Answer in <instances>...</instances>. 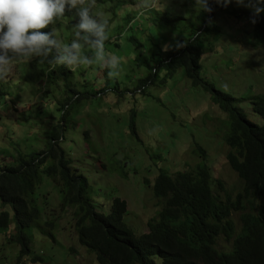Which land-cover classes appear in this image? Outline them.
<instances>
[{
    "label": "rangeland",
    "instance_id": "374dc122",
    "mask_svg": "<svg viewBox=\"0 0 264 264\" xmlns=\"http://www.w3.org/2000/svg\"><path fill=\"white\" fill-rule=\"evenodd\" d=\"M117 1L120 0H95L93 12L109 18L105 49L122 58L121 75L109 79L107 70L98 66L74 71L73 80L85 93L80 99L82 107L75 115L79 127L76 137L83 138L84 130L88 129L91 139L87 151L76 163L90 181V197L97 209L109 212L115 197L126 199L125 220L142 233L162 205L151 189L160 170L171 175L192 171L205 159L214 179L221 182L213 184L215 192L236 198L243 183L226 156L229 147L220 131L223 125L227 129L226 115L211 101L210 95L192 86L182 68L168 78L159 71L156 79L144 82L154 62L163 60L182 38L174 29L182 25L183 19L190 20L192 13L200 11L194 0H156L155 8L143 14L135 9V0L116 9ZM229 4L237 3L233 0ZM130 12L131 24L127 25L124 15ZM156 18L159 20L154 23ZM211 18L223 33L214 43L213 53L201 57V76L230 93L234 103L240 104L253 120L250 93L253 90L254 94H264V47L246 43L241 38V26L235 28L239 23L233 18L221 13ZM78 19L75 13L71 18H58L46 28H55L57 38L70 43L72 26ZM132 34L140 38V46L132 44ZM166 45L170 46L167 50ZM85 52L90 54L87 49ZM35 60L14 62L7 80L0 82V93H5L0 102L8 105L0 109V167L13 164L18 152L28 153L63 115L59 111L63 85L59 92L45 87L46 80L36 72ZM140 62L143 64L139 66ZM102 88L105 92L94 95V91ZM133 114L136 133L131 126ZM45 188L50 203L45 205L44 218H55L56 222L54 227L47 226L45 220L36 224L29 245L33 255L45 256L46 262L33 263V255L23 257L22 262L100 264L95 254L79 242L73 208L61 212L55 188L51 185ZM41 200L44 202L45 198L42 196ZM233 217L240 227L241 212H235ZM17 235L14 222L9 232L0 233V264H19ZM231 244L221 238L218 247L225 249Z\"/></svg>",
    "mask_w": 264,
    "mask_h": 264
},
{
    "label": "trees",
    "instance_id": "16d2710c",
    "mask_svg": "<svg viewBox=\"0 0 264 264\" xmlns=\"http://www.w3.org/2000/svg\"><path fill=\"white\" fill-rule=\"evenodd\" d=\"M133 3L134 0H120L115 8ZM212 6L211 17L221 13L233 18L239 23L234 27L241 26V38L246 43L264 47V11L254 14L244 5L235 10L215 3ZM75 13V9L66 8L63 18H71ZM124 16L130 25L132 12ZM208 16L209 13L200 10L192 13L190 20L183 19L182 25L174 30L182 36L178 41L183 43L186 39L187 44L179 49L172 46L163 60L155 61L144 82L156 79L159 71L168 78L182 68L192 86L210 95L211 101L226 115L227 129L223 125L220 131L229 147L226 154L229 165L242 180V191L236 198L215 192L213 184L221 185V182L214 179L203 159L192 171H178L173 175L159 171L151 189L162 205L142 233L125 220L126 199L115 197L109 212L97 209L90 197V181L76 163L91 141L88 129L84 130L83 138L76 137L79 127L75 115L82 107L80 99L85 93L74 82V71L37 58L36 72L45 78V87L54 92H59L61 85L64 87L59 108L63 115L28 153L18 152L13 164L0 167V233L9 232L14 222L18 231L15 238L20 245L19 264H27L22 258L33 255L29 243L35 225L45 220L47 226L54 227L56 222L55 218H44L45 205L50 203L45 187L50 185L57 191L61 212L73 208L79 242L95 254L100 264H264V94H254L253 90L250 93L255 117L252 120L240 104L234 103L230 93L201 76V57L213 53L214 43L223 33L214 19L208 24ZM139 40L130 35L134 46H140ZM102 92L104 88L93 93ZM3 94L0 93V99ZM7 106V102H0V109ZM135 118L133 114V133H136ZM235 212H241L240 227L233 217ZM221 238L232 242L229 248L218 247ZM32 262H46V258L33 255Z\"/></svg>",
    "mask_w": 264,
    "mask_h": 264
},
{
    "label": "clouds",
    "instance_id": "9594fccd",
    "mask_svg": "<svg viewBox=\"0 0 264 264\" xmlns=\"http://www.w3.org/2000/svg\"><path fill=\"white\" fill-rule=\"evenodd\" d=\"M194 0L198 10L209 13L208 24H212V3L237 9L244 5L254 14L264 11V0ZM156 0H135L134 7L140 13L152 11ZM95 0H0V82L7 80L14 62L40 58L51 65L65 66L71 71L81 67L98 66L107 70L109 79H117L122 71V58L105 49L109 39V18L94 13ZM222 7V6H221ZM75 9L79 17L72 26V40L63 43L57 38L54 25L65 10ZM223 8V7H222ZM255 21L253 20V23ZM176 42L177 49L184 47ZM165 46V50L168 49ZM262 47V46H260ZM85 49L88 50L86 54Z\"/></svg>",
    "mask_w": 264,
    "mask_h": 264
},
{
    "label": "bare ground",
    "instance_id": "6f19581e",
    "mask_svg": "<svg viewBox=\"0 0 264 264\" xmlns=\"http://www.w3.org/2000/svg\"><path fill=\"white\" fill-rule=\"evenodd\" d=\"M117 5V4H116ZM115 9V8H114ZM110 12V11H109ZM71 25V24H70ZM11 130V129H10ZM98 146V145H97ZM52 186V185H51ZM51 188V187H50ZM42 189V188H41ZM11 192V191H10ZM13 193V192H12ZM56 193H57V191H56ZM11 194V193H10ZM53 194V193H52ZM50 208H48V210H49ZM14 228V227H13ZM24 234V233H23ZM25 236V235H24ZM16 251V250H15ZM27 251V250H26Z\"/></svg>",
    "mask_w": 264,
    "mask_h": 264
}]
</instances>
